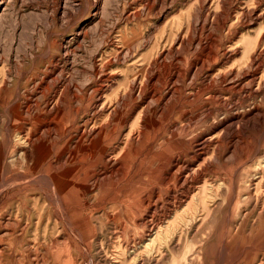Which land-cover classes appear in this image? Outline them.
<instances>
[{
  "label": "rangeland",
  "instance_id": "1",
  "mask_svg": "<svg viewBox=\"0 0 264 264\" xmlns=\"http://www.w3.org/2000/svg\"><path fill=\"white\" fill-rule=\"evenodd\" d=\"M2 1L0 0V56H3L4 59L8 57L11 60L7 58L9 62L3 64H6L3 75L6 76L7 80L9 79L8 89L10 94H12V98L9 101H3L0 105V158L2 154L6 153L9 160L15 157V139L17 138L14 129H9L8 121L4 117V111L6 108L12 109L16 103L17 96L21 94L24 98L31 96L30 98L34 103L38 101L41 107L45 108L51 97H43L42 93L46 92L47 83L51 85V78L46 80V82H42V80L48 74L55 73L57 76V73L62 72L65 78L63 84L57 85L59 90L69 84L71 86H79L77 87L78 89L85 87L83 91L87 92L93 90L96 82H110V78H113V83L120 82L125 84L127 78L129 80L132 78L131 71L141 74L147 68H150V64H153L156 59H159L160 64L163 58L169 57L167 66L168 70L172 69L170 72L175 73L174 64L176 62L180 64L179 67L185 72V79L181 85H178L180 91H182L178 96H173L170 93V90L174 87L173 83L168 87L161 83L156 86V89L163 95L161 104L152 103L148 100L142 105V111H140L141 109L138 110L129 124L134 130H138L137 128L143 125L145 136L142 137L139 145L134 146L131 142H126L130 134V130L127 128L124 130L125 132L123 131V138L121 142L117 143L116 150L113 152V156L118 162L113 163L114 167L119 168V165H124L123 171L118 173L119 175H115L111 180L97 184V189L86 196V220H91L96 226L95 241L93 242L91 236H88L85 232L83 233L76 226L71 215L68 214L66 216L65 230L69 235L68 242H66V251L70 257L69 261H72L71 264H95V262L96 264H241L244 261L243 257L249 252L264 249V232L253 241L252 245L236 243L239 237L250 235L255 226L261 222L262 212L260 206L264 203L263 195V199L259 203L260 208L255 210V200L247 203L244 200L247 193L244 184L254 172L252 165L259 162L258 157H252L249 161L251 165L249 162L243 165L242 162L250 157L254 150L251 145L247 144L248 142L243 143L240 141L235 144V152L238 155L240 154L239 158L238 155L235 157L231 153L234 151L231 149V152L227 153L222 160H217L216 158L212 160L213 170L208 173L206 180L214 186V189L208 194L209 184H206L207 191L203 193V196L207 199L205 198L206 200L202 204L192 200H184V204L175 212V215L172 214L169 219H166L167 221L165 220L164 226L168 223L171 228H165V233L162 232L164 234L161 238L162 240L159 239L154 245H150L151 242H148V239L151 240V238L148 237L147 229L141 232L139 226L146 222L145 219L151 222L150 218L154 217V213L160 215L161 210L166 211L168 207L165 208L164 205H168L167 200L164 201V204L161 201H159L160 203H155L158 204V210L154 209V211H151L152 213H147L141 205L144 206L148 193L136 194L138 188L144 190L149 188L148 180L150 178L155 177L157 181L161 182L165 175H170L169 170L164 169L163 171V168L158 164L161 160V154L166 148H172V154L186 152V150H189V141H192L198 135L206 133L207 127L205 126L191 129L186 133L180 131L189 120L198 122V118L205 114L206 110L212 111L213 116H216L217 108L215 107H218V102L222 100L216 94V91L210 94V91L205 89L199 97H195L197 91L203 87L201 82L203 78L207 75H213L221 68L223 69L227 62L226 57L229 56L235 55L232 60V62L234 61L233 63H237V68L235 69L243 67L244 64L241 62L243 61L244 53L241 41L249 34L256 35L255 41L259 40L258 42L263 47L261 49H264V42H261L262 40L264 41L262 38L264 37V4L260 6L259 0H247L248 2L246 0H157L154 5L144 8L141 2L135 4V0H14V2L8 0L7 2L9 3L3 6L1 5ZM220 3L221 5H219ZM229 7L230 9H228ZM244 8L245 10H243ZM4 10L6 12H4L5 16H3ZM132 11L140 13V16L135 21L130 20L127 22L126 15L133 13ZM66 13L67 15H65ZM214 40L216 42L213 44ZM209 45L212 46L209 48ZM60 46L65 48H60ZM209 50L217 55V61L209 63L208 68L203 72V77L201 76L200 80L192 82L191 77L196 69L193 67V63H198V61L199 64L203 61L208 63L206 52L208 53ZM258 54L256 53L255 57ZM123 55L125 60H123ZM252 55L253 52L249 53V58ZM174 56H178L180 60L175 61ZM63 58L68 59L64 60ZM113 58L122 60L120 63H116ZM102 61L105 66L101 64ZM111 61L112 63H110ZM98 62L100 63L97 64ZM3 65L1 64L0 68ZM55 68L59 69L56 70ZM164 70L167 71L166 68ZM161 72L164 74L163 71ZM33 87L38 90L33 89ZM51 90L55 91L53 87H51ZM190 90L191 92L189 93ZM34 91L37 93L35 94ZM48 93L46 92V94ZM212 94L216 95L217 98L211 99L210 96ZM246 95H248L247 92H244L243 95L232 94L230 96L223 94L227 102L243 105V111L241 109V112H244V114L251 108L250 105H254V103L260 107L261 113H264V99H262V96H260L261 101L259 97L250 98L249 101V95L248 97ZM82 97L84 100L81 99L82 103L80 102V105L71 94L66 97L61 117L68 124V130L64 133L62 145L60 144L57 148L63 146V143L70 137L73 127L82 126L87 119H92L94 107L102 103L98 98L91 102L88 101V98ZM49 101L50 103L52 102L51 99ZM90 105L92 106L89 110L87 107ZM183 109L185 111H182ZM75 110H78V112ZM72 121H75L74 125L70 124ZM158 125L159 127H157ZM100 126L101 123L96 127L99 128ZM259 126L258 123H255L252 128L254 129L252 132L254 134L253 145L255 147H258L263 140ZM5 139L9 141L7 145L5 144ZM183 140L188 144L185 143V146L181 145ZM129 147L131 148L129 149ZM16 149L18 150V147ZM263 160L261 158V161ZM8 166L6 165L3 168L0 166V192L2 193V195L0 193V218L6 219L2 227L7 226L9 229H14L17 225L18 232L14 237H11L9 235L10 232L0 231V242L2 243V247L0 246V264H31L37 259V253L40 260L45 255V247L42 244L50 242V231H44L46 223L41 228L37 226L38 216L32 205L29 206L30 209H26L24 203L29 201L26 200L28 191L25 188L10 187L2 190L15 180L14 173L19 170L18 167L11 165V163ZM39 175V171H36V177H39ZM235 176H238L243 189H240V187L234 189L233 185L228 183H231L236 178ZM224 178H229L227 184L222 189L217 188L220 179ZM10 179L13 180L9 181ZM202 185L206 186L202 183L200 188H204ZM36 187L40 186L36 185ZM124 191L127 192L125 193ZM51 192H49V196L54 198L55 195ZM33 195L38 199L40 197L39 192ZM171 195L173 196L175 193L171 192L168 197H171ZM180 195L181 192L178 191V196ZM166 196L167 194L164 192L163 197ZM115 198L117 199L114 200ZM130 199L138 206L131 216L120 210V204ZM155 200L157 199L153 201L155 202ZM114 213L117 214L116 219L113 217ZM154 222L156 223V221ZM179 227L180 229H178ZM171 233L172 237L170 236ZM263 255L264 253H261L262 258ZM55 261L48 260L43 263L40 262V264H54Z\"/></svg>",
  "mask_w": 264,
  "mask_h": 264
},
{
  "label": "bare ground",
  "instance_id": "2",
  "mask_svg": "<svg viewBox=\"0 0 264 264\" xmlns=\"http://www.w3.org/2000/svg\"><path fill=\"white\" fill-rule=\"evenodd\" d=\"M7 1L8 0H3L1 5L3 6V5H6L7 3H9ZM12 1L14 2V0H12ZM61 2H63V1H61ZM61 2H59V3H61ZM137 2H141L144 8H148L149 6L157 3V0H135L134 3L136 4ZM262 4H264V0H259V5L261 6ZM219 5H221V3ZM63 8H65V7L63 6ZM228 9H230V7ZM5 10L3 11V16L6 15ZM243 10H245V8ZM6 11H8V10H6ZM63 12H64V9H63ZM129 12H131V11H129ZM203 12H204V10H203ZM143 13H145V12H143ZM146 13H147V11H146ZM65 15H67V13ZM1 16H2V14H1ZM139 16H140V13H137V12L136 13H134V12L128 13L126 15L127 22L130 20L135 21V19H137ZM142 18H143V15H142ZM245 21H246V19H245ZM227 22H228V20H227ZM219 23H222V22H219ZM86 35H87V33H86ZM255 38H256V35L249 34V35H247V37L243 38L241 41V46H242L243 53H244L243 54V61L241 62L244 64L243 67L235 69V68H237V63H233L234 61L232 62L233 58H235L234 57L235 55L229 56V57H226L227 62L225 63V65H224L225 67L223 69L221 68V70L217 71L213 75H207L201 81L203 87L197 91L195 97H199L201 92H203V90H205V89H208L210 91V94H211V92L216 91V94H218L219 98L222 99L221 102H218L219 103L218 107H215V108H217V114L214 117L212 114V111L206 110L205 114L201 115L198 118V122L189 120L186 125H184V126L182 125L183 127L180 129V131L186 133V132H189L191 129H195L198 127L200 128L201 126H205V127H207L206 133H203L201 135L196 136L192 141L188 142L189 144L183 140L181 142V145L185 146V143L189 145V150H186V152L172 154V148H170V147L166 148L162 152L161 160L158 164L161 168H163V171H164V169H167V171L169 170L170 175L169 176L165 175L161 179V182L157 181L155 177L150 178L148 180V187L149 188L147 190L146 189L144 190L142 188H138V191L136 193L137 195H141L144 192L148 193V197L144 201V206L141 205V207L143 208V210L145 212L152 213L151 211H154V209L158 210V204H155V203H158L159 201L163 202V204H164V201L167 200V204H168L167 206L164 205L165 208L168 207V209H166V211L161 210L160 215H157L156 213H154V217L152 216L150 218L151 222L147 221V219H145L146 222L139 226V229L141 232H143L144 229H147L148 237L151 238V240L148 239V242L149 241L151 242L150 245L156 244V242L163 237L164 234L162 232H164L165 228H168V227L171 228V225L168 223L164 226V222L166 219H169L172 214L175 215V212H177L181 208V206L184 204V202H185L184 200L196 201L198 204H202L205 202V200L207 198L203 196V193L207 191V189H206L207 185L206 184H209L208 185L209 186L208 191H207L208 194L210 193L211 190L214 189V186L206 180L208 173H211L213 170L212 160H214V158H216L217 160H222L223 158H225L227 153L231 152V149L234 150L231 153L236 157L238 154L235 152V146H236L235 144H237L240 141L243 143L248 142L247 144L251 145L252 149H254L252 151L250 157H248L247 159H245L242 162L243 165L246 163L248 164V162L250 161V158L252 159V157H254V158L258 157L259 158V162H256L252 165V167L254 168V172L252 173V176L244 184V188L247 192L244 200L246 201V203L250 202L252 200H255L256 201L255 205H254V207L256 208L255 210H257L258 208L261 207L262 215H261V219H260L261 222L255 226V228L251 231V234L250 235L247 234L246 236L244 235V236L239 237V238L237 237L238 239H237L236 243H243V244L252 245L253 241L259 235H261L264 232V203L262 206L259 207V203L262 201L261 199H263L262 197L264 195V160L261 161V158L264 159V113H261L260 107H258V105L254 103V105H250L251 108H249V110L246 113L247 115H246V114H244V112H241V109L243 111V107H242L243 105H241L240 103L231 104V103L227 102L225 99L226 97L224 98V96H223V94L224 95H230V96L232 94H236V95L242 94L243 95L244 92H247L249 95V97H248V95H246L248 97V100L250 98L254 99L255 97L260 98V96H262V99H264V71H263L264 70V57H263L264 49H261L263 47H262V44L260 42H258L259 40L258 41L256 40L257 41V43H256ZM262 38L264 39V37H262ZM215 42H216V40L213 41V44ZM261 42L263 43L264 41L262 40ZM61 45H62V43H61ZM210 46H212V45H209V48H210ZM60 48H63V47L60 46ZM205 48H206V46H205ZM111 49H113V48H111ZM217 50H218V48H217ZM110 52H111V50H110ZM251 52H253V55L249 58V53H251ZM231 53H233V52H231ZM256 53H259L257 57H255ZM70 54H71V52H70ZM206 54H207L206 55L207 60L209 61L208 63L203 61L204 59L202 60L203 62L201 64H199V61H198V63H193V67H195L196 69L193 72L192 77H191L192 82L200 80L203 77L202 76L203 72L206 70V68H208V64L209 63H215L217 61V55L214 52H212L211 50H209L208 53L206 52ZM7 58L4 59L3 56H0V66H1V64L3 65L4 63L9 62L10 58H8L9 60ZM123 58H124L123 60H125L124 55H123ZM240 58H237V59H240ZM65 59H68V58H65ZM127 59H130V58H127ZM174 59H175V61L180 60L178 58V56H174ZM121 60L122 59L115 58L113 61H115L116 63H120ZM168 60H169V57L163 58L162 62L159 64V59H156L153 64L152 63L150 64L151 65V66H149L150 68H147L141 74L139 72L137 73V72L131 71L132 72V74H131L132 78L130 80L127 78V81L125 84L120 83V82L119 83H113V78H110L109 79L110 82L109 81H107V82H105V81L100 82L99 81L100 83L96 82V86L94 88L92 87L93 90L87 91V92L83 91V89L85 87H83V89H78L77 87H79V86L76 87L73 85L71 86L69 84L67 86H64L63 89L59 90L57 85L60 86L61 84H63L65 77H63L62 72L57 73V76L55 75V73H51V74H48L45 79L43 78L44 76L42 77L44 79V80H42V82L43 81L46 82V80H49L51 78V85L49 83H47V88H46V92H49L50 94L49 93L46 94V92L42 93L43 97H46V98L51 97L50 99L52 101L50 103V101H49L50 99H49L45 108H42L38 101L34 103L32 101V99L30 98L31 96H28L27 94H25V95H27L30 99L24 98L22 96V94L18 95L16 98V103L14 104V107L12 109L6 108V110L4 111V114H5L4 117H6V119L8 121L9 129H11V130L14 129L15 134L17 135L16 136L17 138L15 139L16 140L15 143H16V148L18 147V150L15 148V151H14L15 157L10 159V160L6 156L7 153L2 154L1 158H0V166L3 168L6 165L8 166L11 163V165L18 167V169L22 170V171H19V170L16 171L14 173V175L16 176V177L14 176L15 180L12 181L11 183H9L7 186H5L3 189L2 188L1 189L4 190V189H6V188L8 189L10 187H12V188H15V187L25 188L28 191L26 200H28L30 202V203L29 202L24 203L26 206V209L27 210L30 209L29 206L32 205L33 209H35L34 211L37 213V216H38L37 226L39 228H41L42 225L44 223H46L45 227H44V231L45 232L50 231V242H47V243L45 242V244H42L45 247V251H46L45 255H43L41 257V260H40L39 254L37 253L36 254L37 259L34 260L33 262H31V264H40V262L43 263L44 261H48V260H53V261L56 260L54 262V264H71L72 261L71 260L69 261L70 257L67 254L68 252L66 251V246H67L66 242H68L69 235L67 234V232L65 230V222H66V216L68 214L73 217V221L76 224V226L83 233L85 232L88 236H91L93 242L95 241L94 238L96 235V232H95L96 226L93 224V222L91 220H86V212H85L86 201H87L86 196L90 192H94L97 189V184H102L106 181H109L115 175H117L118 173H121L123 171L124 165L118 164L119 168H117L116 166L114 167L113 163L117 162V159L114 158L115 156H113V152H115V150H116L117 143L119 141L121 142V140L123 138V131L125 129L129 128V130H130L129 137H128V140L126 142H131L132 144H134V146L139 145L142 137L145 136V133H144L145 129H144L143 125L139 126L137 128L138 130H136V129L134 130L132 127L129 126V124H130V120L132 119V117H134V115L138 112V110L141 109L142 105L144 103H146L148 100L152 103H160L162 101L163 95L160 93V91H158V89H156V86L159 83H161L165 87H168V86H171V84L173 83L174 84V87L172 89L173 92H172V90H170V93H172L173 96H178L181 94L182 91H180V87L178 85H181L183 80L185 79V72L182 68L179 67L180 64L177 62L174 64L175 65V68H174L175 73L170 72L172 69L168 70L169 69L167 66ZM61 61H63V60H61ZM104 62H105V60H104ZM104 62L102 61V63H101L103 66H105ZM236 62H237V60H236ZM99 63L100 62H98L97 64H99ZM110 63H112V61ZM5 65H3L2 68H0V105L3 101H6V100L9 101V99L12 98V96H11L12 94H10V90L8 89V86H9L8 80L9 79L7 80V78H5L6 76L3 75L4 70L6 68ZM238 65H240V64H238ZM241 66H242V64H241ZM16 68H18V67H16ZM164 68H166L167 71L164 70ZM58 69H56V70H58ZM13 70H14V67H13ZM53 70H54V68H53ZM161 71H163L164 74H162ZM19 72H21V71H19ZM138 74H140V75H138ZM39 76H40V73H39ZM13 78H15V77H13ZM16 78H17V76H16ZM92 78H93V76H92ZM119 80H121V79H119ZM119 80H117V81H119ZM36 82H37V80H36ZM10 83H11V81H10ZM108 85H110V86H108ZM44 87H46V86H44ZM51 87H53V89L55 91H53V90L50 91ZM33 89H35V88L33 87ZM165 89H167V88H165ZM32 90H30V91H32ZM165 92H166V90H165ZM190 92H191V90L189 91V93ZM25 93H26V91H25ZM36 93L37 92H35V94ZM69 94H71L73 96L74 100H76L78 104L81 102V99H83L82 96H84V98H88V101H91V102L98 98V99H100V101L102 103L99 104L97 107H94L93 118L87 119L82 126L77 125L76 127H73L70 137H68L66 142L63 143V146H61L60 148H57L61 144L62 140L64 139V133L67 132V130H68V127H67L68 124L66 123V121H63V119L61 117V115H62L61 112L64 110V106L66 103V97ZM37 96H39V95H37ZM43 97H42V99H43ZM210 97H211V99L217 98V96L213 95V94ZM206 98H208V97H206ZM22 100H23V104H22ZM254 101L257 103L256 100H254ZM260 101H261V98H260ZM249 103H251V102H249ZM247 105L249 106V104H247ZM91 106L92 105L88 106L87 109L90 110ZM169 107H170V105H169ZM75 111L78 112V110H75ZM140 111H142V109ZM182 111H185V110L183 109ZM141 113H143V112H141ZM153 113H154V111H153ZM81 116H80V118H81ZM0 117H1V114H0ZM99 123H101V126L99 128H97L96 126ZM255 123H258L260 125L259 126L260 134L263 136V140L259 144L258 147H255L253 145L254 144V134H253L252 130H254V129H252V128L255 126ZM70 124L74 125L75 121L70 122ZM157 127H159V125ZM173 128L175 129V127H173ZM5 131H7V130H5ZM201 132H203V131H201ZM9 134H10V132H9ZM66 135H67V133H66ZM8 142H9L8 139H5L6 145ZM130 148L131 147H129V149ZM132 149H133V145H132ZM134 149H135V147H134ZM157 149H158V147H157ZM147 150H148V148H147ZM128 152H129V150H128ZM124 155H125V153H124ZM239 157H240V154L238 155V158ZM183 159H184V161H183ZM120 160H122V159H120ZM134 164H137V163H134ZM249 164H250V162H249ZM156 166H158V165H156ZM218 169H221V168H218ZM241 170H243V169H241ZM36 171H39V173H40L39 177L38 176L36 177ZM147 173H149V172H147ZM151 175H153V174H151ZM11 180H13V179H10L9 181H11ZM228 180H229V178L228 179H225V178L220 179V181H219L220 183H219L217 188L222 189V187L225 184H227ZM115 182H116V180H115ZM144 183H145V181H144ZM202 183H204L206 185L205 187L202 185L204 188H200L201 187L200 185ZM228 183L232 184L234 189L236 187L237 188L240 187V189H243L242 188L243 186L239 182L238 176L234 180H232L231 183L230 182H228ZM1 185H2V183H1ZM36 185H39L40 187L37 188ZM220 189H216V190H220ZM48 191L49 192L52 191L53 194L55 195V197L54 198L50 197ZM178 191L181 192L180 196H178ZM38 192L40 193L39 199L35 198L34 197L35 195H33V194L38 193ZM164 192L167 194L166 197H163ZM171 192L175 193V195H173V196L171 195V197H168ZM136 194H135V196H136ZM234 194H236V193H234ZM1 195H2V193H1ZM108 195H110V194H108ZM90 197H92V196H90ZM116 199L117 198H115L114 200H116ZM154 199H157V200H155V202H154L153 201ZM227 203H229V202H227ZM103 204H105V203H103ZM120 205H121L120 210H123V212L125 214L130 215V216L138 208L137 204H135L132 201V199L125 201V202L123 201ZM195 205H196V203H195ZM36 207H38V208L36 209ZM198 208H199V206H198ZM183 213H182V215L184 216V214H186V213H184V214ZM119 214H120V212H119ZM189 216H190V213H189ZM243 216H245V215H243ZM113 217L116 219L117 214L114 213ZM154 218H155V220H154ZM179 219H181V218H179ZM245 219H247V218H245ZM5 220H6L5 218H0V231H4L6 233L10 232L9 235L11 237H14L16 235V233L18 232L17 225H16V228H14V229H9V228H7V226L2 227L3 222ZM154 221H156V223ZM161 222H163V223H161ZM126 223H127V221H126ZM175 226L177 227V225H175ZM115 228H118V227H115ZM178 229H180V227ZM240 231H243V230H240ZM106 232H108V231H106ZM170 236L172 237V233L170 234ZM42 245H41V247H42ZM96 245H97V242H96ZM0 246L2 247L1 242H0ZM99 246H101V245H99ZM149 247L151 248V246H149ZM263 247H264V245H263ZM149 249H147V250L149 251ZM156 250H157V247H156ZM36 252H38V251H36ZM151 253H153V252H151ZM261 253H264V249L254 250L252 252H249L248 254H246L243 257L244 261L241 262V264L242 263H244V264H264V255L262 258ZM148 254H150V253H148ZM106 256H107V254H106ZM117 258H119V257H117ZM105 261H107V260H105ZM95 264H96V262H95ZM143 264H145V263H143Z\"/></svg>",
  "mask_w": 264,
  "mask_h": 264
}]
</instances>
